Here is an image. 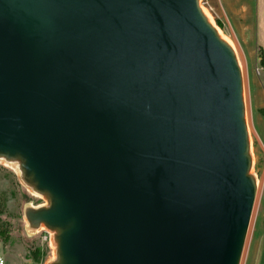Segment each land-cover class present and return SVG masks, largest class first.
Wrapping results in <instances>:
<instances>
[{
  "label": "water",
  "instance_id": "water-1",
  "mask_svg": "<svg viewBox=\"0 0 264 264\" xmlns=\"http://www.w3.org/2000/svg\"><path fill=\"white\" fill-rule=\"evenodd\" d=\"M0 164L43 201L44 264H241L237 52L201 0H0Z\"/></svg>",
  "mask_w": 264,
  "mask_h": 264
},
{
  "label": "rangeland",
  "instance_id": "rangeland-1",
  "mask_svg": "<svg viewBox=\"0 0 264 264\" xmlns=\"http://www.w3.org/2000/svg\"><path fill=\"white\" fill-rule=\"evenodd\" d=\"M201 5L232 43L242 66L259 189L241 264H264V232L258 229L260 221L264 228V216L256 215L264 191V0H201ZM42 203L29 194L11 168L0 164V256L7 264H44L50 257L48 241L42 240L44 232L27 236L23 217L26 205Z\"/></svg>",
  "mask_w": 264,
  "mask_h": 264
},
{
  "label": "crops",
  "instance_id": "crops-1",
  "mask_svg": "<svg viewBox=\"0 0 264 264\" xmlns=\"http://www.w3.org/2000/svg\"><path fill=\"white\" fill-rule=\"evenodd\" d=\"M256 1H263V0H254V2H256ZM263 61H264V57H263ZM263 190H264V187H263ZM256 215L257 216H264V191L262 192V194H261V196H260V199H259V201H258V204H257V208H256ZM254 213V212H253ZM252 218H253V215H252ZM251 222H252V220H251ZM250 227H251V224H250ZM258 229L259 230H261V231H263L264 232V228H263V226H262V223H261V221H260V223H259V226H258ZM249 230H250V228H249ZM249 234V233H248ZM263 237H264V234L262 235ZM261 236V238H263ZM247 239H248V237H247ZM246 247V246H245ZM3 258H4V255L2 256ZM7 264V263H6Z\"/></svg>",
  "mask_w": 264,
  "mask_h": 264
},
{
  "label": "built area",
  "instance_id": "built-area-1",
  "mask_svg": "<svg viewBox=\"0 0 264 264\" xmlns=\"http://www.w3.org/2000/svg\"><path fill=\"white\" fill-rule=\"evenodd\" d=\"M42 240L44 242L49 241V234L44 232V234L42 235ZM0 264H6V260L2 256H0Z\"/></svg>",
  "mask_w": 264,
  "mask_h": 264
},
{
  "label": "trees",
  "instance_id": "trees-1",
  "mask_svg": "<svg viewBox=\"0 0 264 264\" xmlns=\"http://www.w3.org/2000/svg\"><path fill=\"white\" fill-rule=\"evenodd\" d=\"M3 243V242H2Z\"/></svg>",
  "mask_w": 264,
  "mask_h": 264
}]
</instances>
